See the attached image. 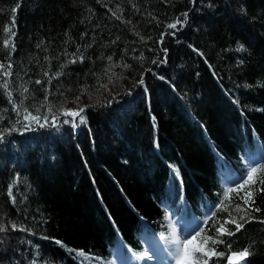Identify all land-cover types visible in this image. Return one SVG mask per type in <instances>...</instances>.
Returning <instances> with one entry per match:
<instances>
[{
	"label": "trees",
	"instance_id": "trees-1",
	"mask_svg": "<svg viewBox=\"0 0 264 264\" xmlns=\"http://www.w3.org/2000/svg\"><path fill=\"white\" fill-rule=\"evenodd\" d=\"M13 17L15 35L5 47L10 33L4 29ZM0 39V64L7 70L14 58L15 65L8 77L0 70L12 101L6 104L0 87V120L12 110L17 131L35 129L41 123L25 116L41 117L39 107L49 112L58 105L59 130L76 122L95 137L91 144L74 136L53 148L45 166L30 161L19 167L6 197L2 182L12 171L0 172V225L6 229L0 264L20 257L19 264H73L70 255H102L112 233L99 198L130 240L128 207L159 222L156 199L168 182L182 187L186 203L203 201L193 200L195 188L216 199L212 149L231 158L243 135L254 132L264 141V0H0ZM24 98L35 112L23 108ZM79 109L75 117L65 115ZM260 179L264 171L221 202L203 235L223 243L201 247L225 254L248 248L250 264H264ZM229 213L244 226L218 236ZM225 227L235 230L232 223ZM49 242L54 252L45 249Z\"/></svg>",
	"mask_w": 264,
	"mask_h": 264
},
{
	"label": "bare ground",
	"instance_id": "bare-ground-1",
	"mask_svg": "<svg viewBox=\"0 0 264 264\" xmlns=\"http://www.w3.org/2000/svg\"><path fill=\"white\" fill-rule=\"evenodd\" d=\"M13 59L14 58H12L10 62L6 64V68L9 64L15 66ZM11 69L12 71H14L15 68H11ZM29 96L34 98L36 96V91L29 94ZM23 105H25L23 106V108H28L29 111H31L32 113L35 112L36 110L35 106H33L34 102L31 101V99L24 98ZM55 109L56 110L54 111L45 112L43 110L41 111L39 107L38 112H40L41 117L39 116V122H34V123L36 124L41 123V125L37 124L35 126L37 128L35 129H31L28 127L25 130H20V131L16 130L15 119L17 118L14 117L15 115L13 114L14 112L11 114V112L9 113L8 111H5V113L2 115L3 117L0 120V133L3 134V140L2 142H0V172L4 170V166H6L8 169L12 171V174L9 175V177L4 182H2V184L5 186V188L3 189L4 191L3 196L6 197L7 195H9L10 188H13L15 186L16 183L15 180L17 176L15 172L17 171V169H19V167H24L25 165L29 164L30 161L31 162L33 161L36 164H40L39 162H41V164L45 166L46 165L45 160H48V157L50 156V152L57 144L62 145L63 142H66L68 139L73 138L74 136L76 139L73 138L72 141L75 142V140L77 141L81 137V135H83L82 137L84 139L89 140V143L92 144V141L95 142V137L93 134H91V131L88 129V127L86 130H82L83 128L82 129L79 128L76 122H68L65 124V127L63 129L59 130V128L56 125L58 123L57 121L59 120V113L57 112L59 110V106L57 105ZM22 112H26V110ZM70 118L71 117H69V119ZM153 132L154 130H152L151 133ZM69 133H71L72 135H68ZM20 144L22 145L25 144L27 148H20L21 146ZM205 160H207V158H205ZM43 161H45L44 164ZM204 168L206 170L209 169L207 162L205 163ZM213 169L214 168L212 166V171ZM177 182H180V180H177ZM118 191L122 196H124V193L120 188L118 189ZM212 193H208L204 191V189L199 190V188H195L193 193L194 194L193 200L194 198L196 201L206 200V199L211 200V197L209 196H211ZM1 195H2V191H0V196ZM98 203H99V207L101 208L105 207L108 211L107 220H108V227L112 233L111 235H115L118 232V229L120 232L119 223L116 222L114 218L111 216L105 202L103 203L102 200H99ZM127 209L129 210L130 213H132L129 207ZM135 218L136 219L138 218L136 214L133 216L132 221L130 218L126 217L125 219L126 223L124 222L125 228L127 229L128 232H130V234L136 229ZM44 247L46 250L54 252V246H52V242L47 243ZM57 247L61 248L59 244H57ZM23 259L24 257L23 258L20 257L19 259L12 258L10 262L3 260L2 264H12V262L14 261H17V263L19 264L23 262Z\"/></svg>",
	"mask_w": 264,
	"mask_h": 264
},
{
	"label": "snow or ice",
	"instance_id": "snow-or-ice-1",
	"mask_svg": "<svg viewBox=\"0 0 264 264\" xmlns=\"http://www.w3.org/2000/svg\"><path fill=\"white\" fill-rule=\"evenodd\" d=\"M193 3H195V0H193ZM20 5L17 4L16 8H18ZM16 8H13L12 11L15 12ZM185 16L187 15V13L184 14ZM118 19L120 17H117ZM179 22V21H178ZM130 23V21H129ZM15 25V19L13 17L12 19V26L11 27H6L4 29V31L10 33V36L8 38H5L3 41V44L5 47H9L11 44V36H14L15 33L12 32V27H14ZM169 28H175L176 24H169L168 25ZM12 47L14 48V45H12ZM237 50L239 51H243V45H241ZM111 59V58H109ZM72 63H75V60L71 61ZM11 65L9 64L7 66V70H5V66L3 64H0V70L3 71V75L5 77H8L11 75ZM59 75V73L57 74ZM37 84L40 83L39 80L36 81ZM140 83H143V81L141 80ZM0 87H3L6 91L8 90V81L5 80L4 83L2 85H0ZM25 91H27V89H25ZM7 94L9 96V100L11 101V92L7 91ZM15 107V105H14ZM84 109H79L78 111H66L65 115L68 116H77L79 115V112H83ZM25 119H31L34 122H39V117L37 116H31V114H27L25 116ZM67 122V121H66ZM81 122H84V118L81 117ZM3 140V134L0 133V142H2ZM258 171H264V166L260 167L259 169L256 166H252L251 169L249 170L246 178L239 183L236 188L237 189H243L245 185L249 184L250 182H254L253 180V175L255 173H257ZM259 184L264 185V179H260L259 180ZM234 189H228L229 192L233 191ZM262 191H264V189H260ZM9 194L11 195V190H9ZM247 203V201H245ZM224 205L223 203H221V208H223ZM225 211L227 209H224ZM237 211H240V206L237 205L236 208ZM254 211H260L259 208H255ZM215 215V214H213ZM241 221H245V216H241L239 218ZM247 222V221H246ZM235 224V230H228L225 225L226 224ZM261 223H264V221H261ZM243 224L242 223H238L236 218L233 217L231 215V213H229V218L227 220H225L223 223H221L219 225V227L216 228V234L218 236L220 235H234L235 232L240 231L241 228H243ZM17 225L15 223L12 224V228L13 230H17ZM215 227V225H214ZM5 227L3 225H0V232L5 231ZM19 230L24 231V227L21 225L19 226ZM45 239H47V237H44ZM199 238V245L196 244L197 239ZM211 240L213 244L216 243H223V241H218L217 239L213 238V237H209V236H205L203 235V230L202 229H198L196 231V233L186 239H180V238H173L172 239V244L174 245V248H171L170 251V255L172 256V258L175 261V264H208V260H203V257H208L209 259H211L212 256H224L225 253L223 252H217L214 248H210V249H204L203 247H201V245H206L208 243V241ZM57 244H61V241H56ZM229 248H231V245H228ZM79 255L83 256L84 253L80 252ZM146 255V254H145ZM249 255H251V252L248 248H245L239 252L236 251H232L230 255L227 256V264H235L236 261L238 260H242L245 259L246 257H248ZM193 257H195L193 259Z\"/></svg>",
	"mask_w": 264,
	"mask_h": 264
},
{
	"label": "rangeland",
	"instance_id": "rangeland-1",
	"mask_svg": "<svg viewBox=\"0 0 264 264\" xmlns=\"http://www.w3.org/2000/svg\"><path fill=\"white\" fill-rule=\"evenodd\" d=\"M1 40V39H0ZM7 101H8V103H10V101L7 99L5 102H6V104H7ZM5 111H7V110H5ZM11 112L13 113V111L11 110ZM11 113V114H12ZM13 114H15V112L13 113ZM17 118V117H16ZM15 120H17V119H15ZM113 135L115 136L116 134L115 133H113ZM20 148H27V147H25L24 145H21L20 146ZM90 150V152H91V154H92V149H89ZM40 163V162H39ZM51 163V162H50ZM47 164H48V162H47ZM40 166V165H39ZM7 167L5 166L4 167V170L2 171V172H7L8 171V169H6ZM51 168H54L53 166H51V167H48V170L49 169H51ZM56 169V168H55ZM45 170H46V168H45ZM37 172V175L38 176H40V177H42V178H44V179H46L47 177L45 176V173H41V174H38V171H40V169L39 168H37V170H36ZM42 180V179H41ZM28 185H26L25 187H27ZM22 188H24V186L22 187ZM22 188H21V191H22ZM26 191V190H25ZM24 191V193H27V192H25ZM17 196L18 197H20L21 199H22V201H24V195H21L20 193H17ZM25 202V201H24ZM13 210H14V208H12ZM14 212H15V210H14ZM15 213H17V212H15ZM26 218V217H25ZM20 223V222H19ZM0 234L2 235V234H5V233H3V232H0ZM25 240H23L22 242H24ZM25 244H26V242H25ZM28 246V245H27Z\"/></svg>",
	"mask_w": 264,
	"mask_h": 264
}]
</instances>
